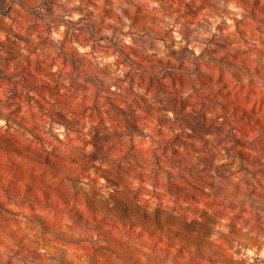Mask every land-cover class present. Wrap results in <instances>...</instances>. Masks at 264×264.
Segmentation results:
<instances>
[{
	"label": "rangeland",
	"instance_id": "374dc122",
	"mask_svg": "<svg viewBox=\"0 0 264 264\" xmlns=\"http://www.w3.org/2000/svg\"><path fill=\"white\" fill-rule=\"evenodd\" d=\"M0 264H264V0H4Z\"/></svg>",
	"mask_w": 264,
	"mask_h": 264
},
{
	"label": "trees",
	"instance_id": "16d2710c",
	"mask_svg": "<svg viewBox=\"0 0 264 264\" xmlns=\"http://www.w3.org/2000/svg\"><path fill=\"white\" fill-rule=\"evenodd\" d=\"M5 4L4 0H0V13H5Z\"/></svg>",
	"mask_w": 264,
	"mask_h": 264
}]
</instances>
